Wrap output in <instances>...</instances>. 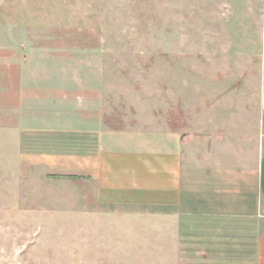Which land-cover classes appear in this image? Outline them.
Instances as JSON below:
<instances>
[{
    "label": "rangeland",
    "instance_id": "374dc122",
    "mask_svg": "<svg viewBox=\"0 0 264 264\" xmlns=\"http://www.w3.org/2000/svg\"><path fill=\"white\" fill-rule=\"evenodd\" d=\"M249 2L0 0V264H255L253 176L239 197H202L198 151L201 83L217 82L206 63L231 72L220 89L264 67ZM101 67L116 106L143 103L195 135L179 205L99 203L79 169L96 150L51 132L77 101L87 110Z\"/></svg>",
    "mask_w": 264,
    "mask_h": 264
},
{
    "label": "crops",
    "instance_id": "0c3cea01",
    "mask_svg": "<svg viewBox=\"0 0 264 264\" xmlns=\"http://www.w3.org/2000/svg\"><path fill=\"white\" fill-rule=\"evenodd\" d=\"M249 1L252 17L259 19L262 46H256L251 38L248 43L264 52V0ZM202 57L208 60L218 55L206 51ZM206 64L205 77L215 71L217 82H202L200 88L198 151L202 197L214 193L239 197L246 178L253 176L258 195L253 214L258 212L261 225L255 264H264V67H250L247 82L237 80L220 89L225 84L220 82L225 80L221 75L231 72ZM99 70L103 74L99 72L89 87L87 110L79 107L82 102L77 101L74 107L78 110L66 118L57 115L51 132L65 133L77 141L68 150H96L79 169L88 170L99 203L179 205L192 175L189 162L195 156V135L189 127L173 128L166 118L144 114L143 103L131 101L129 109L127 101L116 106L110 82L104 77L105 67Z\"/></svg>",
    "mask_w": 264,
    "mask_h": 264
}]
</instances>
